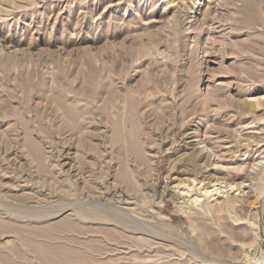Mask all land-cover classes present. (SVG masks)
Segmentation results:
<instances>
[{"label":"rangeland","instance_id":"rangeland-1","mask_svg":"<svg viewBox=\"0 0 264 264\" xmlns=\"http://www.w3.org/2000/svg\"><path fill=\"white\" fill-rule=\"evenodd\" d=\"M251 3L0 0V264H264Z\"/></svg>","mask_w":264,"mask_h":264},{"label":"bare ground","instance_id":"bare-ground-1","mask_svg":"<svg viewBox=\"0 0 264 264\" xmlns=\"http://www.w3.org/2000/svg\"><path fill=\"white\" fill-rule=\"evenodd\" d=\"M219 1V0H218ZM244 1V0H243ZM250 2V1H249ZM257 3H259L260 4V0H255V3L254 4H249L248 5V10H249V16H250V18H251V15L253 14V9H254V6L255 5H257ZM246 11V10H245ZM247 13V12H246ZM197 146V145H196ZM253 165V164H252ZM216 171H218V172H221L220 170H215V172ZM249 171V170H248ZM214 172V171H213ZM235 173V172H234ZM245 173V172H244ZM243 173V174H244ZM235 174H238V173H235ZM247 174H248V172H247ZM228 175V174H227ZM229 175H231V174H229ZM233 175V174H232ZM237 177L239 176V174L238 175H236ZM235 176V177H236ZM246 176V175H245ZM248 176H249V174H248ZM232 177V176H231ZM230 177V178H231ZM228 178V177H227ZM240 178V177H239ZM246 178H248V177H246ZM233 179V178H232ZM186 180H188V179H186ZM192 180V179H191ZM191 180L189 179V181H190V183H188V182H186L185 183V181L183 182V183H181V181L180 182H178L177 183V188H179V186L181 185V192H180V190L178 189L177 190V193H172V194H175L174 195V198L175 199H177V201H179V200H182V202H180V203H190L191 205L192 204H194V205H196L195 203H198L199 202V198L201 197V196H204V198L206 197V199H209L210 197H213V196H215V195H218V194H220L221 192H223V190H222V186H218V187H215L216 185H220L219 183H217L216 184V182H218L219 180L221 181L220 183H222V180L219 178V177H216L215 175H212V174H207L206 176H203V178L200 180V181H197V183L194 185V183L196 182V180L197 179H193L192 181H194V182H192L191 183ZM228 180V179H227ZM230 180V179H229ZM240 180H241V178H240ZM248 180V179H247ZM213 181H215L213 184H211ZM224 182H225V180H223ZM228 184L226 185H224L223 186V188H225V187H230V188H233V186H232V184H230L229 182H227ZM239 183H242V181L241 182H239ZM239 183H237V184H233L234 186H236V185H238ZM179 185V186H178ZM240 186V185H239ZM212 187H214V189L212 188ZM238 187V186H237ZM236 187V188H237ZM241 187V186H240ZM250 187V186H249ZM211 188V189H210ZM236 188H235V190H236ZM172 189V188H171ZM238 189H240V188H238ZM250 189V188H249ZM242 190V189H241ZM240 191V190H239ZM212 192H214V193H212ZM244 192V191H243ZM212 193V194H211ZM223 193H227V190H225ZM247 193H249V192H247ZM188 196H190V197H188ZM194 196V197H193ZM227 196V195H226ZM243 196V195H242ZM191 197H193V198H191ZM239 197V196H238ZM240 198V197H239ZM243 199H246V197L244 196V198ZM205 200V199H204ZM229 200V199H228ZM242 200V199H241ZM240 199L238 200V199H235V200H232V201H228L229 203H231V202H240L241 201ZM225 201V200H224ZM242 202V201H241ZM188 203V204H189ZM238 204V203H237ZM224 205H226V204H224ZM233 205V204H232ZM226 206H231V204L229 205H226Z\"/></svg>","mask_w":264,"mask_h":264}]
</instances>
